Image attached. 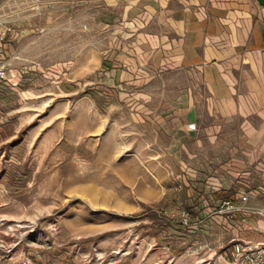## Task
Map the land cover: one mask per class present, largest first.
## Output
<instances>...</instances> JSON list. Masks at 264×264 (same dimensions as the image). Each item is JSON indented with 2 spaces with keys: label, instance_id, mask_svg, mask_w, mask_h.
Listing matches in <instances>:
<instances>
[{
  "label": "rangeland",
  "instance_id": "obj_1",
  "mask_svg": "<svg viewBox=\"0 0 264 264\" xmlns=\"http://www.w3.org/2000/svg\"><path fill=\"white\" fill-rule=\"evenodd\" d=\"M105 3L0 0V264H226L248 217L215 195L234 123L178 141L174 106L199 83L119 67Z\"/></svg>",
  "mask_w": 264,
  "mask_h": 264
},
{
  "label": "crops",
  "instance_id": "obj_2",
  "mask_svg": "<svg viewBox=\"0 0 264 264\" xmlns=\"http://www.w3.org/2000/svg\"><path fill=\"white\" fill-rule=\"evenodd\" d=\"M105 4L121 22L117 31L123 42L114 59L119 67L135 66L140 75L148 74L147 68L178 69L199 83L198 90H181L184 103L174 106L169 125L178 141L200 126V135L206 131L216 143L220 123H234L236 134L229 136L233 182L215 195L224 194L223 200L235 207L264 212V0ZM196 95L200 103L192 100ZM248 213L231 239L264 243V217ZM230 222L240 225L238 220Z\"/></svg>",
  "mask_w": 264,
  "mask_h": 264
},
{
  "label": "built area",
  "instance_id": "obj_3",
  "mask_svg": "<svg viewBox=\"0 0 264 264\" xmlns=\"http://www.w3.org/2000/svg\"><path fill=\"white\" fill-rule=\"evenodd\" d=\"M5 80H7V70L3 65H0V82ZM222 205H225L231 213L239 210L231 208L230 201H223ZM245 211L264 217V212L261 210ZM226 264H264V243H255L253 245L243 241L236 243L231 250L230 261L226 262Z\"/></svg>",
  "mask_w": 264,
  "mask_h": 264
}]
</instances>
